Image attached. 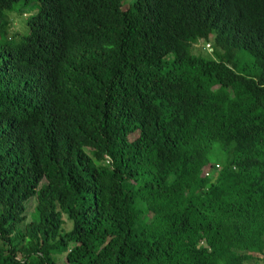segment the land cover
I'll return each mask as SVG.
<instances>
[{
    "label": "trees",
    "instance_id": "1",
    "mask_svg": "<svg viewBox=\"0 0 264 264\" xmlns=\"http://www.w3.org/2000/svg\"><path fill=\"white\" fill-rule=\"evenodd\" d=\"M0 264H264V0H0Z\"/></svg>",
    "mask_w": 264,
    "mask_h": 264
},
{
    "label": "rangeland",
    "instance_id": "2",
    "mask_svg": "<svg viewBox=\"0 0 264 264\" xmlns=\"http://www.w3.org/2000/svg\"><path fill=\"white\" fill-rule=\"evenodd\" d=\"M133 0H122V6L123 8H126L127 5L129 3H132ZM11 18V22H10V26H9V30H10V35L12 34H19L23 31V25H22V18L20 17H14V16H9ZM193 52L194 53H203V54H208L211 53V48L203 43L201 44H197L196 46H194L193 48ZM251 156H255L253 151H249L247 153L242 154L240 157L244 158V157H251ZM34 205V201L32 200L31 202H29L28 204V210L32 211V207Z\"/></svg>",
    "mask_w": 264,
    "mask_h": 264
},
{
    "label": "built area",
    "instance_id": "3",
    "mask_svg": "<svg viewBox=\"0 0 264 264\" xmlns=\"http://www.w3.org/2000/svg\"><path fill=\"white\" fill-rule=\"evenodd\" d=\"M218 167V165H216Z\"/></svg>",
    "mask_w": 264,
    "mask_h": 264
}]
</instances>
